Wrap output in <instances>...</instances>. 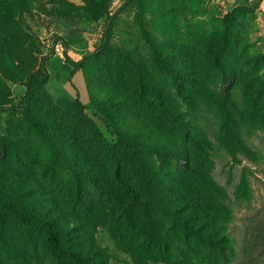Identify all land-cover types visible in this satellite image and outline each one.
I'll list each match as a JSON object with an SVG mask.
<instances>
[{
	"label": "rangeland",
	"instance_id": "rangeland-1",
	"mask_svg": "<svg viewBox=\"0 0 264 264\" xmlns=\"http://www.w3.org/2000/svg\"><path fill=\"white\" fill-rule=\"evenodd\" d=\"M107 3L106 15L96 18L82 0H0L7 65L25 80L47 58L50 74L48 82L35 87L31 100L47 134L23 113L0 111V138L12 147L6 161H0V187L40 203L71 240L91 252L92 264H170L185 257L197 260L203 253L215 258L157 212L153 217L166 237L163 243H152L141 233L138 209L133 222L126 218L122 207L130 196L114 178L117 137L95 102L106 105L118 126L137 117L186 147L197 124L204 123L192 113L187 96L197 79L215 98L232 90L233 71L264 82V0ZM233 16L241 27L236 45L224 53L223 31ZM155 47L177 70L175 77L156 62ZM219 48L226 69L212 58ZM248 55L258 58L256 63L248 62ZM80 61L83 67L72 74ZM141 77L158 82L179 103L185 129L162 114L148 91H140ZM25 90L23 82L9 81L0 71V108L24 106ZM210 139L211 176L220 186L218 198L227 209L224 227L235 244V250L224 249L218 258L228 264H264V130L252 136L258 156L238 160ZM146 156L166 178L185 171L188 162L185 153L180 159ZM122 177L141 196L156 195V187L143 183L128 161H123ZM242 185L247 197L239 199ZM0 219L1 264H58L45 248L43 229L15 224L9 216ZM62 264L73 263L66 258Z\"/></svg>",
	"mask_w": 264,
	"mask_h": 264
},
{
	"label": "trees",
	"instance_id": "trees-1",
	"mask_svg": "<svg viewBox=\"0 0 264 264\" xmlns=\"http://www.w3.org/2000/svg\"><path fill=\"white\" fill-rule=\"evenodd\" d=\"M82 1L85 3L87 12L93 17H102L108 12L107 0ZM239 27L241 26L234 16L232 21L225 26L223 31L224 53L229 52V45H236L238 39L236 30H239ZM211 44L215 45L216 40ZM5 50V45L0 40L2 76L9 81L23 82L26 90L23 97L24 106L2 107L0 111L9 109L23 113L32 120L37 129L47 134L43 124L33 114L31 100L35 87L45 84L50 78L48 60L44 58L41 70L28 74L23 80L7 65ZM154 52L156 62L161 63L165 71L175 77L177 70L164 62V57L160 55L156 47ZM221 54L220 48L217 51L214 50L212 58L221 69H226L219 60ZM246 58L248 62L256 63L258 60L249 55ZM83 65V61L77 62V67L72 70V74H75ZM232 74L235 76V83L225 97L215 98L208 87L201 84L198 79L191 86L187 96L192 113L204 123L197 124L186 147L176 145L167 134L156 130L148 121L138 120L137 117L131 123L118 126L114 123L106 105L95 102L108 123L113 125L117 137L120 152L114 167V178L130 196L128 204L122 207L126 218L133 222L134 211L138 209L141 233L152 243H163L166 237L161 225L153 217V213L157 212L175 228L181 229L188 235H193L197 243L203 244L215 255V258H211L205 253L197 254V260L185 257L186 259L182 261L172 260L170 264H228L223 259L220 260L218 255H223L224 249L235 250L234 241L228 236L227 229L224 227L223 218L227 217V209L218 198L222 195L221 189L211 176L213 140L210 136L234 160H238L240 156H258L257 149L252 144V136L257 131L264 130V82L256 79L251 82L247 77H242L234 71ZM139 89L142 93L147 91L150 93L153 102L177 129H185L186 118L178 109L179 103L177 105L170 99L161 90L158 82L141 77L139 78ZM9 152H12L10 142L0 138L1 162L6 161ZM149 153L157 154L162 159L168 157L180 159L185 153L188 159L186 170L172 173L170 178H166L159 172L156 164L146 156ZM123 161H128L137 168L139 178L143 183L156 187V195L141 196L123 179ZM242 186L238 192L239 199L247 197L246 187ZM0 215L2 219L4 216H9L15 224L43 229L45 248L58 264H62L66 258L73 264H92L91 252L86 250L82 244L71 240L66 228L56 218L48 215L36 200L25 198L17 191L0 187ZM191 244L189 241L186 243L187 247L193 248Z\"/></svg>",
	"mask_w": 264,
	"mask_h": 264
}]
</instances>
